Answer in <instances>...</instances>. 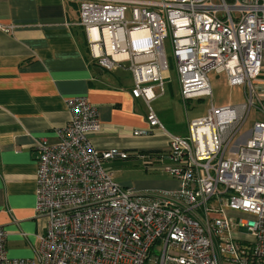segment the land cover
<instances>
[{
	"label": "built area",
	"instance_id": "built-area-1",
	"mask_svg": "<svg viewBox=\"0 0 264 264\" xmlns=\"http://www.w3.org/2000/svg\"><path fill=\"white\" fill-rule=\"evenodd\" d=\"M79 24L91 56L129 68L131 94L148 104V127L133 133L159 129L168 148H96V106L68 97L58 142H33L35 215L45 220L38 246L31 257L10 256L0 225V264H264V96L252 82L264 73V0H81ZM167 36L184 103L211 95L212 71L242 83L246 100L212 104L185 136L167 130L150 105L169 66ZM252 107L261 119L237 135ZM115 158L164 170L180 187L124 186L107 164Z\"/></svg>",
	"mask_w": 264,
	"mask_h": 264
},
{
	"label": "crops",
	"instance_id": "crops-1",
	"mask_svg": "<svg viewBox=\"0 0 264 264\" xmlns=\"http://www.w3.org/2000/svg\"><path fill=\"white\" fill-rule=\"evenodd\" d=\"M80 2L0 0V225L7 230L10 256H33L39 243L36 234L44 230V218L35 215L33 142L39 136L50 144L58 142L57 128L69 119L68 97L85 95L96 106L101 127L90 136L96 148L129 152L168 148V137L159 129L133 133L148 127V104L131 94L134 80L129 68L107 69L91 56L79 24ZM153 91L157 96L150 105L164 127L187 135L175 107L161 99L165 81ZM107 164L115 181L137 191L180 187L178 178L132 158ZM114 170L122 173L115 177ZM128 170L134 175H125Z\"/></svg>",
	"mask_w": 264,
	"mask_h": 264
},
{
	"label": "rangeland",
	"instance_id": "rangeland-1",
	"mask_svg": "<svg viewBox=\"0 0 264 264\" xmlns=\"http://www.w3.org/2000/svg\"><path fill=\"white\" fill-rule=\"evenodd\" d=\"M126 15L129 16L128 10ZM164 44L169 62V70L163 72L166 93L161 97V99L167 101L168 105L172 104L175 107V115L179 119L180 123H182L183 127H187L188 129L189 121L195 117L205 115L212 104L215 106H221L236 104L246 100L245 89L242 83L228 84L223 74H216L212 71L209 75L212 88L211 95L195 96L186 99L184 103L181 97L180 85L173 59L170 39L168 36L164 39ZM252 82L258 92H261L262 96H264V73L255 78ZM155 91H157V88H155ZM261 117V114L257 113L256 109L252 107L237 135L249 131L252 128L253 122L256 119H261ZM158 171L159 170H157V172ZM120 173H122V170H114L115 177L116 174ZM134 173L135 172L128 170L125 175H134ZM244 235L249 239H254L251 234L247 233ZM156 247L157 246H155V251L156 253H159L160 250ZM146 264H157V262H147Z\"/></svg>",
	"mask_w": 264,
	"mask_h": 264
},
{
	"label": "trees",
	"instance_id": "trees-1",
	"mask_svg": "<svg viewBox=\"0 0 264 264\" xmlns=\"http://www.w3.org/2000/svg\"><path fill=\"white\" fill-rule=\"evenodd\" d=\"M149 151L156 152V151H160V150L153 149V150H149ZM130 156H131V155H130Z\"/></svg>",
	"mask_w": 264,
	"mask_h": 264
}]
</instances>
